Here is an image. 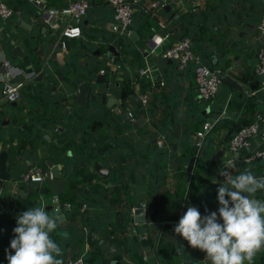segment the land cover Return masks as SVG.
Masks as SVG:
<instances>
[{
	"label": "crops",
	"instance_id": "0c3cea01",
	"mask_svg": "<svg viewBox=\"0 0 264 264\" xmlns=\"http://www.w3.org/2000/svg\"><path fill=\"white\" fill-rule=\"evenodd\" d=\"M4 1L11 6L13 14L9 19L0 21V74L8 70L4 65L6 60L25 71L33 70L35 74L31 79L24 74L20 97L13 101L3 97L4 82L0 80V152L6 150V169L12 177L1 180L0 247L6 248L5 251L10 249V240L15 235L12 229L17 226L16 218L32 208L28 205V200L35 192L41 201L53 207L52 198L57 197L60 203L68 202L76 199L79 188L84 187L85 190L90 186L94 190L104 189V199L113 205L119 204L109 223L116 224L127 236V242L122 243V251L116 249L119 257H105L102 264L114 261L117 264H164L160 261L161 257L166 260L165 264H211L205 252L192 248L175 232L164 233L166 239L159 242L164 222L177 224L186 212L184 203L190 188L187 191L188 184L185 186L183 177L186 173L190 174L187 165L195 155L194 140L201 129V115H204L203 126L208 122V117L215 118L210 127L219 119L216 109H212L210 104L201 107L202 98L196 92L193 79L194 64L190 62L180 67L176 60L167 59L160 51L181 37H189L191 48L200 60L213 65L215 69H212L216 73L220 71L221 76L227 74L242 84L246 92L227 83L223 84L222 89L225 88L229 93L226 104L231 97L241 100L242 119L247 123L251 115L264 111V73L255 71L256 49L264 47V39L258 36L264 0H160L163 4L150 18L147 26L155 32L159 29L158 21H163L168 36L152 51L147 44L148 38L145 40L136 28H131L137 31L139 38L133 40L127 36L126 43L140 52L138 60L135 55L119 52L113 46L124 31H120L118 25L114 27V8L108 0H88L85 14L71 20L80 25V34L62 37L64 46L59 35L46 23L37 0ZM40 1L44 7H50L64 5L71 0ZM151 1L153 0H140L133 8L140 5L145 8ZM166 4L169 5L168 8L165 7ZM17 19L24 25L17 22ZM116 59H120L125 70L130 72L129 81L123 87L124 95L121 96L123 105L121 98L104 92L101 88V83L108 78V74L101 72L104 66L109 71L118 73V79L123 78ZM101 73L104 77L98 80V74ZM76 74L85 77L90 84L87 104L73 101L78 91L74 78ZM51 76L54 77L53 80ZM141 94L147 95L145 102L141 101ZM112 96L116 97V102L109 106L107 102H111ZM93 101L111 110L110 119L119 128L123 123L135 122L136 138L130 143V147L137 154L134 157L131 153H124L125 156L121 157V163L130 167H124L120 172L127 182L114 183L109 178L112 166L117 161L110 158L113 152L107 155L112 141L106 140L100 141L99 156L94 158L88 172L75 166V174L68 180L70 189L60 196L49 193L47 189L43 191L42 181L19 180L30 165L36 163L44 166V163L50 168L49 161L60 167L61 177L53 179L63 177V164L59 161V156L72 155L73 143L78 145L86 141L89 132L103 127V119L92 117L84 132L78 130L74 136L64 135L62 133L66 130L61 126L66 119L64 110L69 106L89 105ZM219 107L225 108L221 105ZM123 109L130 111V118L121 114ZM223 114L224 110L219 115ZM145 131H152V134L146 136ZM97 137L101 138V135ZM158 139L162 140L161 145ZM263 146L264 129L253 136L245 148L238 151V156L234 153V158ZM153 147L155 150H151ZM201 150L202 145L191 181L198 188L209 174L207 169L198 170ZM218 151H221L220 154ZM218 151L213 163L217 178H222L220 172L233 171V166L229 170L228 166L230 163L234 165V159L226 163L228 150ZM153 153L165 155L159 159ZM95 162L108 168L106 175L95 169ZM195 173L198 174L197 179L194 178ZM29 185H32V189H29ZM121 185L123 188L120 189ZM126 188L128 192L125 193ZM262 191L258 198H254L264 200V190ZM180 194L183 195L181 207L175 203L176 196ZM142 199L145 200V216L148 219L144 222H132L131 211L127 224L124 225L127 200H134L131 204L133 206ZM78 205L80 208L81 202ZM62 209L64 214L54 213L58 225L51 232L50 238L61 246L63 255L58 258L66 264V259L76 252L79 253L75 256L89 249L93 239L82 228L79 230L82 239H74V233L68 229L67 210ZM198 210L201 215L208 214L202 209ZM172 256L176 257V261L168 260ZM182 257L187 258L186 263L177 261ZM245 264L248 262L245 261ZM252 264H264V248L253 258Z\"/></svg>",
	"mask_w": 264,
	"mask_h": 264
},
{
	"label": "trees",
	"instance_id": "16d2710c",
	"mask_svg": "<svg viewBox=\"0 0 264 264\" xmlns=\"http://www.w3.org/2000/svg\"><path fill=\"white\" fill-rule=\"evenodd\" d=\"M152 16L153 15H151V13L141 5L134 9L132 13L131 28H136L142 38H144L145 40L154 33L152 28H149V26H147ZM127 40V35L125 33H122L119 35V38L116 40L113 46L117 47L119 52H128L135 55L136 59L138 60L141 56L140 52L127 46ZM116 62L118 65V69L122 70L121 73L123 78L118 79L116 77L118 73L111 72L109 71V68L107 66H104L102 69H104V72L108 74V78L101 83V88L104 92H109L121 98V105H123V97L121 96L124 95L123 87L129 81L130 72L125 70V66H123V63L120 61V59H116ZM208 65L211 68L215 69V67L210 63H208ZM217 72L219 75H221L220 71ZM50 78L51 80L54 79L53 76H51ZM228 95V91L224 88L210 99H204L201 97V107L205 104H210L212 109H216L215 111H217L219 119L214 126L210 127L204 133L205 135L204 140L202 142V150L198 161V170L207 169L209 170V174H207L206 179L200 182L199 188L195 183L191 184L188 197L184 203V211L187 210L188 206H195L197 209H202V211H205L206 213L212 212L214 211V209H218L219 203L217 201V189L219 186H223L227 180L226 176L222 178H217L216 176V169L214 167L213 162L215 161L216 152L218 151V149L228 150L226 157L228 159H234V166L232 168L233 171H228L233 177L246 170H250L257 178L264 177L263 156L256 157L249 161H245L243 157L250 153H246L245 155L240 156L239 158H234V154L228 149V140L230 139V137L241 126L253 121L255 116V114L253 116L251 115L250 119H248V122H244V120L242 119L243 110H241V100L231 97L230 102L226 104ZM220 105L225 106V108H220ZM223 110L224 114L220 116L219 114ZM238 111L241 113H239ZM63 115L66 117V119L61 124V126L66 130L64 133H62L64 135L74 136L78 130L84 132L86 129H88V125L92 117L93 119H103V127L101 126V128L89 132L86 141H83L78 145L73 143L72 155L62 154L61 156H59V161L63 164V177L61 179L51 178L42 181V190L44 191L47 189L49 193H56L60 196L62 192L70 189V183L68 180L70 178H73L75 174V166L77 165V168H81L84 170V172H88L90 170L89 167L92 165L94 158H97L99 156L98 149L101 147V140H106V142L112 141L107 155L113 152L110 158L117 161L116 165L112 166L109 178L114 181V183L124 184L125 182H127L123 180V177L120 174L122 168L127 167V165L121 163V157L125 156L124 153H131L134 157L137 154V152L135 153V151L132 150L130 147V143L133 141L134 138H136V134L134 132L135 122L123 123L122 127L119 128L118 126H116L115 122L110 119L111 110L97 101H93L89 105L85 106L66 107ZM98 115H100V117ZM72 118H75V120L73 121ZM203 120L204 115H201L200 131H204ZM263 129L264 127H261L259 131H263ZM144 134L146 136H150L152 134V131H145ZM99 135H101V138L97 137ZM152 149L155 150L154 147L151 148V150ZM117 153H120V155H118ZM155 155L157 156V158L160 159L165 154L157 153ZM139 162L140 161H138V163ZM43 165L44 168H48L47 165H45L44 163ZM229 169L230 168L228 166V170ZM189 176L190 174L186 173L183 177V180L185 181V186L186 184H188ZM197 176L198 174L195 173L194 178L197 179ZM210 180H213V182H210ZM122 186L123 185H121L120 189L123 188ZM124 192H128V189L126 188ZM262 192V190H258L255 194V197L258 198L260 194H262ZM105 196L106 191L104 189L94 190L92 187L88 186L84 190V187H81L78 189V195L76 199L69 200L70 206L66 208L67 217L69 219L68 229L74 233V239H82V235L79 233V230L83 226L87 227L86 231L89 236H91V239H93V243L90 244V248L79 254L82 257V264H102L101 262L105 259V257H119L117 255V252H121L122 243L127 242V236L125 237V235L123 234L124 230L117 228L116 224L109 223V220H111L112 216L115 214V208H118L119 204L113 205V203H109L107 200L104 199ZM39 197L40 196L38 195V193L35 192V195H33L28 200V205L32 208L39 206V204L41 203ZM78 202L85 204L86 211H80ZM132 203H134V200H127L126 202V209L123 220L124 225L127 224L126 222L129 219ZM175 203L179 207L183 205L182 194L176 196ZM45 205L46 211H48L49 214L54 215V208L51 205ZM175 225L176 223L173 222H164L163 227H161V232L159 234L160 243H162L164 239H166L164 237V233L168 232V234H172L174 232L173 229ZM110 246H113L114 250L107 252ZM5 249L6 248L0 247V264H8V260L6 258L7 253ZM7 251L11 252L12 250L8 249ZM78 253L76 252L74 255H72V257L69 258H75V255ZM168 257H170V255ZM170 259L176 261L175 256L168 258L169 261ZM66 260H64V262ZM160 261L164 264L166 262V260L162 257L160 258ZM177 261L186 263L187 258L182 257L180 260L178 259Z\"/></svg>",
	"mask_w": 264,
	"mask_h": 264
},
{
	"label": "clouds",
	"instance_id": "9594fccd",
	"mask_svg": "<svg viewBox=\"0 0 264 264\" xmlns=\"http://www.w3.org/2000/svg\"><path fill=\"white\" fill-rule=\"evenodd\" d=\"M220 174L227 180L217 189V211L201 215L188 206L173 230L189 246L205 252L211 264H252L264 248V200L254 198L264 190V177L257 178L250 170L234 177L227 171ZM16 225L9 244L12 251L6 250L8 264H63L58 258L62 248L50 238L58 220L43 201L19 214Z\"/></svg>",
	"mask_w": 264,
	"mask_h": 264
},
{
	"label": "built area",
	"instance_id": "2783aa9c",
	"mask_svg": "<svg viewBox=\"0 0 264 264\" xmlns=\"http://www.w3.org/2000/svg\"><path fill=\"white\" fill-rule=\"evenodd\" d=\"M140 0H108L114 7V20L115 25H121L124 33L128 36L131 30L133 5L137 4ZM40 5L42 2L37 0ZM43 4V3H42ZM88 0H71L62 6H42L43 17L46 23L55 31L61 43L64 46L65 41L62 37L65 36H77L80 34V27L78 24H74L72 19L80 18L85 14L88 7ZM160 0H153L149 6H146L151 15H155L159 8L162 6ZM13 14V9L4 0H0V21L9 19ZM64 21V22H63ZM159 29L155 31L148 39L147 44L152 51L162 43V41L168 36V32L165 30V24L163 21H158ZM258 36L260 39H264V10L261 14L260 22L258 25ZM160 53L167 58H174L180 67L186 66L188 63H193V79L197 94L204 99H210L215 96L219 83H221V75L216 73L208 64L201 61L195 53L192 51L190 38L181 37L178 40L168 44L161 49ZM257 63L255 71L257 73H264V47L259 46L256 49ZM4 65L8 68L6 72L0 74V80L3 81V97L6 100L13 101L20 97V87L22 82L13 83L12 79L15 75L23 73L28 79H31L35 71H25L23 68L13 65L9 60L4 61ZM104 70L102 69L101 72ZM144 72V71H142ZM141 101L145 102L147 99L146 94L140 95ZM211 124L206 122L203 126L204 131H199L198 134L204 136V133L210 128ZM264 127V111L257 112L254 116V120L241 126L228 140V149L233 154L238 152L243 147H246L253 136H255L259 129ZM158 143L161 145L162 140L158 139ZM264 157V146L256 149L254 152L247 154L243 157L245 161H249L256 157ZM233 158L226 160V163L232 161ZM52 174L50 168H44L39 164L30 165L20 176L19 180L24 182L30 181H43L51 179ZM53 208H68L70 202H62L57 197L52 198ZM85 209V204L81 203L80 210ZM135 206L131 207L132 213H134ZM86 226L82 229L86 231ZM112 237V236H111ZM109 250H114L113 246L109 247ZM66 264H82V257L76 256L75 258H69Z\"/></svg>",
	"mask_w": 264,
	"mask_h": 264
},
{
	"label": "water",
	"instance_id": "95a60500",
	"mask_svg": "<svg viewBox=\"0 0 264 264\" xmlns=\"http://www.w3.org/2000/svg\"><path fill=\"white\" fill-rule=\"evenodd\" d=\"M39 6L42 7L43 4H40ZM133 6H135V4ZM168 6L169 5H167V4L165 5L166 8H168ZM17 22H20L21 24L24 25V23H22L20 19H17ZM119 30L123 31V28H122L121 25H119ZM128 36L131 39H133V40H137L139 38V35H138L137 31L134 30V29H131L129 31ZM146 52H147V49H146L145 53ZM171 59L175 60L174 58H171ZM103 77H104V74H102V73L98 74V80H102ZM24 78H25V75L23 73H20V74H17V75L14 76V78L12 79V82L13 83H18V82L22 81ZM74 78H75L76 83L78 84V91L75 94L73 101L75 103H78V104H87V102L89 101V98H90V84L85 79V77H83L81 75L76 74L74 76ZM221 79H222V81H221V83H219L216 93L220 92V90L222 89L224 83L230 84L232 87L240 89L241 91L246 92V90L244 89L242 84L240 82H238L236 79L232 78L231 76H229L227 74H224V75H222ZM110 100H111V102L110 101L107 102V104L109 106L113 105L116 102V97L112 96V97H110ZM121 114L124 117H129V118L131 117V113L127 109H123L121 111ZM207 121H208L209 124L212 125L214 123V121H215V118L208 117ZM203 140H204V136H202L200 134H198L195 137V140H194V143H195V148H194L195 155L190 158L189 163L187 165V171L190 172V179H189L187 191L190 188V184H191V181H192L193 172H194V168H195V163H196V160L198 158V155H199ZM220 152L221 151H218L217 153L220 154ZM235 155L238 156L239 153L236 152ZM6 160H7L6 150H2L0 152V186H1V183H2L1 180H3V179L4 180H9V179L12 178L11 177V173L6 169ZM48 163L50 165V171H51V174H52V178H60L61 177L60 167L58 165H53V163L51 161H49ZM95 169L97 171H99L100 173L104 174V175H106L107 171H108L107 167H103L98 162H95ZM29 189H32V185H29ZM134 206H135L134 213H133V215L130 216L131 221L132 222H144V221H146L148 218H146V216H145V209H144L145 200L142 199V200L138 201ZM54 211H55V213L64 214V211H63L62 208L54 209ZM159 230H158V232L156 234V237H155V240L153 242V249H154V246H155L156 241H157ZM117 263H118L117 261H114L111 264H117Z\"/></svg>",
	"mask_w": 264,
	"mask_h": 264
},
{
	"label": "flooded vegetation",
	"instance_id": "af4514ba",
	"mask_svg": "<svg viewBox=\"0 0 264 264\" xmlns=\"http://www.w3.org/2000/svg\"><path fill=\"white\" fill-rule=\"evenodd\" d=\"M44 181V180H43Z\"/></svg>",
	"mask_w": 264,
	"mask_h": 264
}]
</instances>
